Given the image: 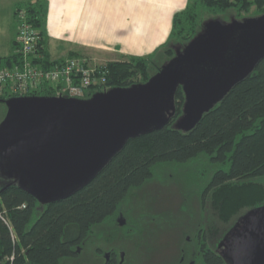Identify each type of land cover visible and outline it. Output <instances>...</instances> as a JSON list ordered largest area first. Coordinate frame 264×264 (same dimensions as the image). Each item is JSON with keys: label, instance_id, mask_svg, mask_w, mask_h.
Masks as SVG:
<instances>
[{"label": "trees", "instance_id": "16d2710c", "mask_svg": "<svg viewBox=\"0 0 264 264\" xmlns=\"http://www.w3.org/2000/svg\"><path fill=\"white\" fill-rule=\"evenodd\" d=\"M254 4L264 12V0H189L187 7L175 14L168 40L154 54L131 55L103 63L101 70H108L106 83L94 85L86 97L97 90L147 82L160 70L154 62L157 53L163 51L170 58L176 55L200 32L207 20L205 15L216 17L231 8L241 15ZM25 8L29 21L44 36V1H28ZM41 46L42 56L35 57V62L53 67L65 60L50 58L45 39ZM16 49L15 41L14 51L0 57V62L19 64L22 56ZM76 56L81 55L74 51L69 57ZM154 67L157 68L153 72ZM138 74L143 79L136 81L134 77ZM57 94L50 84L31 92L40 96ZM9 97L0 95V101ZM185 99L180 85L175 94L176 112L166 125L130 138L89 183L64 198L41 203L17 183L2 184L0 264H76L78 248L94 227L113 219L134 190L153 178L156 165L186 162L202 152H207L214 161L229 164L228 169H219L214 174L202 199L203 204H210L220 221L229 223L242 210L263 205L264 58L252 74L234 85L189 131L175 126L183 114ZM202 249L205 264H226L223 256L208 244Z\"/></svg>", "mask_w": 264, "mask_h": 264}, {"label": "water", "instance_id": "95a60500", "mask_svg": "<svg viewBox=\"0 0 264 264\" xmlns=\"http://www.w3.org/2000/svg\"><path fill=\"white\" fill-rule=\"evenodd\" d=\"M263 58L264 13L229 23L213 18L145 83L83 98L11 96L0 122V178L41 203L64 198L130 138L166 125L180 85L186 99L175 126L189 131ZM219 246L226 264H264V204L241 216Z\"/></svg>", "mask_w": 264, "mask_h": 264}, {"label": "rangeland", "instance_id": "374dc122", "mask_svg": "<svg viewBox=\"0 0 264 264\" xmlns=\"http://www.w3.org/2000/svg\"><path fill=\"white\" fill-rule=\"evenodd\" d=\"M263 13L254 4L249 11H243L241 15L231 8L219 16L214 17L207 13L204 17L206 21L219 18L222 22L229 23ZM105 56L98 54L93 61L106 63L109 59L129 57L116 52ZM170 59L163 55V51H159L154 57V62H157L161 69ZM155 68L157 67L153 68V72ZM134 79L137 81L143 78L138 74ZM7 110L8 104L0 101V120L5 117ZM222 168L228 169L229 164L223 165L214 161L207 152H202L186 162L171 161L156 165L153 178L144 186L135 189L122 209L120 208L119 212L125 214L126 225L121 224L119 220L122 214L119 217L117 214L104 225L94 227V231L78 248L79 254L75 263L107 264L106 252L111 247H116L125 253L121 264H193L192 251L199 249L197 236L200 227L208 228L207 240L212 242L211 245H218L222 251L220 242L247 212V209H244L231 222L224 223L213 213L209 203L203 204L206 187L214 174ZM5 183L6 180L0 178V186ZM182 256L185 257L183 262L179 260Z\"/></svg>", "mask_w": 264, "mask_h": 264}, {"label": "crops", "instance_id": "0c3cea01", "mask_svg": "<svg viewBox=\"0 0 264 264\" xmlns=\"http://www.w3.org/2000/svg\"><path fill=\"white\" fill-rule=\"evenodd\" d=\"M28 1L38 0H0V57L14 51L17 11ZM39 1L46 7L44 39L50 58L66 59L75 51L93 61L98 54L144 56L156 52L167 41L175 14L189 0Z\"/></svg>", "mask_w": 264, "mask_h": 264}, {"label": "built area", "instance_id": "2783aa9c", "mask_svg": "<svg viewBox=\"0 0 264 264\" xmlns=\"http://www.w3.org/2000/svg\"><path fill=\"white\" fill-rule=\"evenodd\" d=\"M17 14L16 51L22 58L14 65L0 62V95H31L41 85L50 84L58 94L83 98L94 85L106 83L108 70H101L103 63H96L86 56L68 57L53 67L35 62V57L42 56L44 36L40 28L29 21L26 8H19Z\"/></svg>", "mask_w": 264, "mask_h": 264}, {"label": "flooded vegetation", "instance_id": "af4514ba", "mask_svg": "<svg viewBox=\"0 0 264 264\" xmlns=\"http://www.w3.org/2000/svg\"><path fill=\"white\" fill-rule=\"evenodd\" d=\"M128 211H130V210H128ZM120 214H122L121 219L124 220L123 225H126V220L124 219L125 214L123 212H119L117 217H119ZM207 231H208V228H203V227L199 228L198 236H197L199 249L192 251V255L194 256V259H192L193 264H200V262L204 263L203 249L202 248H203V246H206L207 244L209 245V247L213 248L215 251L219 252L220 254L222 252L221 248L219 249L218 245H216V244L211 245L212 242L210 243L207 240V238H208V232ZM217 244H218V242H217ZM186 252H188V251L186 250ZM124 257H125L124 251H122L121 249H117L116 247H111L106 252L107 264H121L124 261ZM179 260L183 262L185 260V257L182 256V258H180Z\"/></svg>", "mask_w": 264, "mask_h": 264}]
</instances>
